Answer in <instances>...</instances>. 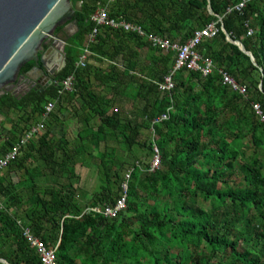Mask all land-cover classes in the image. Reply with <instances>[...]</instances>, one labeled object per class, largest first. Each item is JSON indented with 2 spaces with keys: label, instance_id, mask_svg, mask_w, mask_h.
Here are the masks:
<instances>
[{
  "label": "trees",
  "instance_id": "trees-1",
  "mask_svg": "<svg viewBox=\"0 0 264 264\" xmlns=\"http://www.w3.org/2000/svg\"><path fill=\"white\" fill-rule=\"evenodd\" d=\"M81 1L57 77L73 75V88L0 95V158L41 125L0 170V259L41 264L28 229L58 264H264V122L254 108L264 112V0ZM101 7L179 43L216 21L219 33L197 47L213 72L180 69L162 92L176 53L96 24ZM220 69L246 92L223 85ZM50 102L56 109L43 118ZM82 166L97 170L92 193L80 186Z\"/></svg>",
  "mask_w": 264,
  "mask_h": 264
},
{
  "label": "water",
  "instance_id": "water-1",
  "mask_svg": "<svg viewBox=\"0 0 264 264\" xmlns=\"http://www.w3.org/2000/svg\"><path fill=\"white\" fill-rule=\"evenodd\" d=\"M81 9V0L74 3L71 0H0V95L10 91H20L21 95H25L35 86L16 85L22 65L29 61L36 62L33 69L42 71L47 79L46 83L34 89L43 91L52 84L62 86V82H56L55 77L66 66L67 39L63 40L54 34L57 26L67 21L65 27H75L69 36L74 34L78 28L74 15ZM227 36L228 40L243 48L241 42L232 40L229 34ZM51 38L56 49L50 60L44 54L39 55V50L44 41ZM59 59L60 67L57 65ZM0 261L10 264L4 259Z\"/></svg>",
  "mask_w": 264,
  "mask_h": 264
},
{
  "label": "built area",
  "instance_id": "built-area-1",
  "mask_svg": "<svg viewBox=\"0 0 264 264\" xmlns=\"http://www.w3.org/2000/svg\"><path fill=\"white\" fill-rule=\"evenodd\" d=\"M245 4V1L241 2L239 5L235 6L236 10H240ZM232 9H230L231 11ZM92 19L98 25H109L114 29H123L125 31H132L137 33L146 39L154 47L160 48L165 51L172 50L176 53L175 64L173 70L168 74L164 81L160 84L163 90H171L174 87L173 73L176 70L182 68H188L195 71H201L203 75H209L213 72L214 63L213 60L209 57H203V55L198 51L197 47L202 43L205 38L214 37L219 33V26L216 21L208 23L203 28L195 30L193 35L184 43H179L177 41L171 40L169 37L156 34L153 32H146L141 26L132 24L125 20H117L115 18L108 17L107 11L105 8H99L93 15ZM223 30V26L221 27ZM98 33V27H96L93 32L90 34L89 39L93 40L96 34ZM252 31L249 32L251 34ZM89 54V51L86 49L85 54L81 57L79 64L84 62L86 55ZM222 76V84L229 86L232 90L245 93L246 86L240 84L229 72L224 69L219 70ZM74 76H67L62 82L63 90H71L73 88ZM62 92V90H61ZM55 104L50 102L46 105V112L43 114V118H46L48 114L53 111ZM254 108L256 112L261 116V120L264 122V112L259 106L255 104ZM168 115L163 114L159 119H167ZM41 125L34 126L28 131L23 139L21 140L18 146L14 147L12 151L7 153L5 156L0 158V170L4 169L14 158L19 150L21 144L25 143L33 134L37 133ZM152 160V169L158 168L161 163V156L159 149L156 150ZM125 206V198H122L118 201V204L115 208L108 207L105 209V214L115 215L118 210ZM95 210L101 211V209L96 208ZM27 236L32 241V245L37 248L38 253L41 255V264H58L56 257V249L48 247L43 241L39 238L33 236L31 232L27 229Z\"/></svg>",
  "mask_w": 264,
  "mask_h": 264
},
{
  "label": "rangeland",
  "instance_id": "rangeland-1",
  "mask_svg": "<svg viewBox=\"0 0 264 264\" xmlns=\"http://www.w3.org/2000/svg\"><path fill=\"white\" fill-rule=\"evenodd\" d=\"M72 3H74V0H71ZM64 23H61L60 25H63ZM75 29V27L73 26H67L66 28H64V31L63 32H59L58 34H54V36H58L60 38H62L63 40L64 39H67V37H69V35L72 33V31ZM49 40V39H46L44 41V43ZM44 43L42 44V46L44 45ZM252 56V55H251ZM175 64V63H174ZM174 67V66H173ZM183 69V68H182ZM188 69V68H187ZM173 70V69H172ZM180 70V69H179ZM191 70V69H190ZM178 71V70H176ZM195 71V70H194ZM201 72V71H200ZM205 76V75H204ZM207 76V75H206ZM19 76H17V79H18ZM166 77V76H165ZM222 81V79H221ZM163 81L161 82H158V86L160 88V90L162 92H166V91H171V90H163L160 86V84L162 83ZM18 84V82L16 81V85ZM13 90L15 91V89L13 88ZM11 92V91H10ZM12 93V92H11ZM13 94L15 95H18L20 96L22 94V92L20 91H15ZM129 105V109H134L135 106L132 105L131 103H128ZM56 109V108H55ZM67 124L69 125V129H68V135H67V138L69 140H73L75 138V135H76V132L78 131V124H77V119L73 116H68L67 117ZM60 125H58L56 127V132L57 133H60ZM147 133V131H146ZM72 142V141H71ZM79 172L81 174V178H80V186H82L84 189L88 190L89 193H92L97 187H98V183H99V179H98V174H97V170L93 167H90V168H87V167H79Z\"/></svg>",
  "mask_w": 264,
  "mask_h": 264
},
{
  "label": "flooded vegetation",
  "instance_id": "flooded-vegetation-1",
  "mask_svg": "<svg viewBox=\"0 0 264 264\" xmlns=\"http://www.w3.org/2000/svg\"><path fill=\"white\" fill-rule=\"evenodd\" d=\"M64 28H66L65 27V25L63 26V31H64ZM62 31V32H63ZM55 49H56V47L55 46H53V39L51 38V39H49V40H47L45 43H44V45L42 46V48H41V50H39V55H42V54H44V55H46L47 56V58H50V60H51V57H52V54H53V52L55 51ZM60 53V52H59ZM58 53V57H60V54ZM57 62V61H56ZM55 62V63H56ZM35 65H37V63L35 62L34 63V65L33 66H31V68L28 70V71H26L25 73H19V77H18V79H17V82H18V84H17V86L19 87H21V86H23V85H27V86H32L33 84H35V86L33 87V88H31V89H34L36 86L38 87L39 86V84H43V83H46L47 82V79L45 78V75H44V73L42 72V71H40V70H34L33 69V67L35 66ZM57 65H58V67H60V65H61V61H60V59L58 60V62H57ZM38 66H42V64H38ZM63 69V68H62ZM62 69H60V71H58V74L56 75V77H55V81L56 82H61V81H59L58 80V75L60 74V72L62 71ZM57 71V70H56ZM56 71H54V73L56 72ZM21 75H25V77L24 78H22L21 77ZM30 91V90H29Z\"/></svg>",
  "mask_w": 264,
  "mask_h": 264
},
{
  "label": "crops",
  "instance_id": "crops-1",
  "mask_svg": "<svg viewBox=\"0 0 264 264\" xmlns=\"http://www.w3.org/2000/svg\"><path fill=\"white\" fill-rule=\"evenodd\" d=\"M178 42V41H177Z\"/></svg>",
  "mask_w": 264,
  "mask_h": 264
}]
</instances>
